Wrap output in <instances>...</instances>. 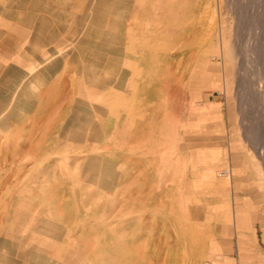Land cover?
<instances>
[{"label":"rangeland","instance_id":"374dc122","mask_svg":"<svg viewBox=\"0 0 264 264\" xmlns=\"http://www.w3.org/2000/svg\"><path fill=\"white\" fill-rule=\"evenodd\" d=\"M249 225L264 0H0V264H235Z\"/></svg>","mask_w":264,"mask_h":264},{"label":"crops","instance_id":"0c3cea01","mask_svg":"<svg viewBox=\"0 0 264 264\" xmlns=\"http://www.w3.org/2000/svg\"><path fill=\"white\" fill-rule=\"evenodd\" d=\"M252 226L255 228V225ZM252 226L249 225L248 236L242 234L251 240L246 241V246L243 245L241 250L235 251V264H264V237L260 238L255 230L252 231Z\"/></svg>","mask_w":264,"mask_h":264},{"label":"bare ground","instance_id":"6f19581e","mask_svg":"<svg viewBox=\"0 0 264 264\" xmlns=\"http://www.w3.org/2000/svg\"><path fill=\"white\" fill-rule=\"evenodd\" d=\"M261 30V29H260Z\"/></svg>","mask_w":264,"mask_h":264}]
</instances>
